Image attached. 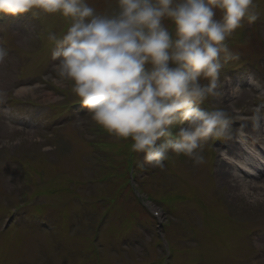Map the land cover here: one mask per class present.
Here are the masks:
<instances>
[{
  "label": "rangeland",
  "instance_id": "obj_1",
  "mask_svg": "<svg viewBox=\"0 0 264 264\" xmlns=\"http://www.w3.org/2000/svg\"><path fill=\"white\" fill-rule=\"evenodd\" d=\"M88 3L98 12L115 7V0ZM255 4L260 18L255 23L244 20L226 40L233 58L224 62L221 70V95L201 105L226 108L233 121L246 126L250 122L238 117L251 116L257 107L264 114V0H255ZM17 16L21 21L11 26L7 23L11 15L0 13V47L9 54L0 65V223L10 215L20 222L19 216L24 215L29 221L46 217L48 223L55 224L56 216L65 228L58 227L62 232L58 230L55 236L62 242L54 239L50 243L44 227L38 228L37 234L25 229L29 224L12 227L0 250V264H23L29 256L33 261L41 259L42 264H85L90 250L84 253L83 249L93 238L103 246L101 264H154L164 263L165 258L175 264H264V197H258L253 188L243 192L233 182L224 183L218 172L222 161H216L215 166L209 163V142L202 146L205 160L200 165L182 154H170L163 168L146 165L143 153L128 158L125 153L130 152L131 141L110 136L86 109L80 111L71 84L61 82L53 70L54 44L47 37L55 33L62 38L70 21L59 14ZM35 31L40 32L38 38H34ZM247 70L258 87L248 89ZM20 87H33L35 93L17 95ZM235 87L239 92L234 96ZM67 112L68 123L58 121ZM232 130L231 138L219 139L222 147L235 144L233 134L238 132ZM129 165L136 170L141 192L167 210L163 209L164 230L172 229L173 246L183 249L181 254L177 249V255L171 256L154 244L155 226L127 188ZM189 183L196 194L188 188ZM110 187L116 190L114 196ZM102 197L114 202L108 212ZM75 198L90 202L95 216L84 215ZM94 200L98 203L93 205ZM193 200L212 204L199 205L196 216ZM77 212L84 216L81 222H77L81 219ZM103 213L101 221L95 220ZM249 231L253 233L248 236ZM36 235L42 240L37 246ZM36 247L44 249L41 255Z\"/></svg>",
  "mask_w": 264,
  "mask_h": 264
},
{
  "label": "clouds",
  "instance_id": "obj_2",
  "mask_svg": "<svg viewBox=\"0 0 264 264\" xmlns=\"http://www.w3.org/2000/svg\"><path fill=\"white\" fill-rule=\"evenodd\" d=\"M29 12L70 21L62 38L47 37L56 76L99 127L130 140L146 165L163 168L170 154L200 165L204 143L231 138L232 112L201 105L221 95V70L233 58L226 40L244 20L260 18L255 0H115L102 12L88 0H0V13ZM8 56L0 47V65ZM238 118L258 126L264 117L257 107Z\"/></svg>",
  "mask_w": 264,
  "mask_h": 264
},
{
  "label": "bare ground",
  "instance_id": "obj_3",
  "mask_svg": "<svg viewBox=\"0 0 264 264\" xmlns=\"http://www.w3.org/2000/svg\"><path fill=\"white\" fill-rule=\"evenodd\" d=\"M232 90L234 96L239 92L237 87L232 88ZM27 93L34 95L35 89L33 87L16 89L17 95ZM261 116L264 117V114ZM239 127H241L240 123ZM243 131V136L238 133L233 134L236 145L229 142L228 145L222 147L219 152L221 160H212L211 166H215L216 161L218 163L222 161L218 172L221 174L224 183L233 182L243 189V192H247L248 188H253L258 197H264V118L259 121L258 126L250 122Z\"/></svg>",
  "mask_w": 264,
  "mask_h": 264
}]
</instances>
